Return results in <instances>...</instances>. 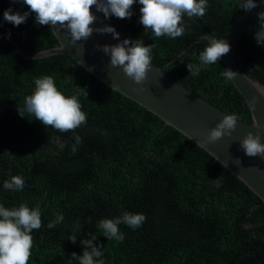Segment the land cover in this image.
<instances>
[{
    "label": "trees",
    "instance_id": "16d2710c",
    "mask_svg": "<svg viewBox=\"0 0 264 264\" xmlns=\"http://www.w3.org/2000/svg\"><path fill=\"white\" fill-rule=\"evenodd\" d=\"M140 7L133 5L130 19H104L123 40L151 45L152 65L224 113L251 122L244 100L221 76L220 61L203 67L197 77L186 67L199 64L208 43L204 36L222 39L246 13L239 0H208L205 16H185V33L175 39L146 33L138 22ZM8 8L28 11L21 3L0 0V18ZM258 27L257 17L238 39L234 58L264 87V45L254 38ZM16 28L24 53L57 46L49 27L37 25L34 14ZM14 41L13 27L0 22V204H26L41 212L44 226L31 234L29 264H69L73 252L83 254L81 240L92 236L94 244L103 245L105 264H264V204L242 182L71 58L25 60ZM45 75L53 76L67 96L81 88L78 100L87 123L75 133L45 128L34 117L19 115L17 108L34 90V78ZM76 134L83 143L73 153ZM17 175L25 180L23 190H5L4 181ZM123 212L142 213L146 220L136 230L119 225L123 242L108 240L98 222ZM55 214H63L64 221L48 229ZM77 223L80 228L74 232ZM73 235L76 243L69 240Z\"/></svg>",
    "mask_w": 264,
    "mask_h": 264
},
{
    "label": "clouds",
    "instance_id": "9594fccd",
    "mask_svg": "<svg viewBox=\"0 0 264 264\" xmlns=\"http://www.w3.org/2000/svg\"><path fill=\"white\" fill-rule=\"evenodd\" d=\"M12 3L26 5L28 11L13 12L8 8L3 12L4 21L14 26L26 22L29 15H35V23L39 26H54L65 29L70 36L69 43L75 45L78 41H87L93 33L112 34L114 39H119V33L114 27L104 26L93 28L97 17L91 9L95 7L97 12L103 14L105 19L116 17L118 19H130L133 15V5L139 4V23L144 27L145 32H150L153 37L161 38L167 36L175 39L185 33L184 18H202L208 8V0H11ZM264 3V0H260ZM239 7L244 12H251L259 7L258 0H239ZM258 30L254 38L258 45H264V11L257 13ZM9 33V37H10ZM207 46L199 53V64H187L186 67L193 77L199 76L203 67L214 65L221 58L230 52V44L225 39H217L214 36H204ZM94 47L110 57V65L122 69L126 77L137 84L143 83L152 66V46H145L142 40L132 41L124 39L115 45H100ZM235 51V49H234ZM237 73L230 68H225L221 76L226 82L234 81ZM34 90L30 95L25 96L23 107L17 108L19 115L23 118L34 117L45 128L61 132H73L87 123V115L81 110L82 105L78 100L81 88L77 87L75 95L67 96L58 89L55 79L51 75L34 78ZM258 87V86H257ZM87 96V93H85ZM264 96V90L261 91ZM257 98L249 101L251 108H254ZM238 117L235 114L225 115L223 119L210 130L208 142L213 143L225 135L231 136L236 129ZM259 129V124L253 125ZM72 152L78 150L83 143L82 138L76 134ZM240 148L248 157L264 159V143H261L259 132L253 135L249 132L240 142ZM227 167L226 164H224ZM25 180L21 176H12L10 180L3 183V188L8 191H22ZM56 219L47 224L48 229L54 228L64 221L63 214H55ZM146 216L142 213L123 212L115 219H101L98 222V229L108 240L123 242L124 234L120 231L119 225L123 224L136 230L141 227ZM41 212L38 208H30L26 204L19 207L6 208L0 204V264H29L34 246L33 230L43 227ZM74 232L78 231L80 225H73ZM76 243L73 235L69 239ZM96 236L91 239L81 240L84 251L82 255L75 252L71 254L72 261L78 264H105L102 247L93 243Z\"/></svg>",
    "mask_w": 264,
    "mask_h": 264
},
{
    "label": "water",
    "instance_id": "95a60500",
    "mask_svg": "<svg viewBox=\"0 0 264 264\" xmlns=\"http://www.w3.org/2000/svg\"><path fill=\"white\" fill-rule=\"evenodd\" d=\"M258 3L259 7L246 12L229 26L222 39L230 44V52L220 60L224 69L230 68L238 74L234 81L230 82L247 105L251 122L238 120L231 136L225 135L213 143H209L207 139L210 130L228 114L194 94L154 65L151 66L146 80L141 84L126 77L121 68L112 67L109 62L110 57L97 50L94 45L118 44L123 41L120 36L119 39H114L112 34L94 32L87 41H78L72 45L69 43L70 36L67 31L54 26L53 29H49L57 46L27 54L19 47V34L16 26L7 23L15 30L14 49L21 58L34 60L53 55L71 58L95 80L147 110L161 120L164 126L172 128L204 150L223 167L224 171L235 176L264 204V159L259 156H246L239 146V142L249 132L253 135L259 132L261 143H264V96L260 95L264 87L249 78L239 68L234 58V49L238 39L243 31L257 19V13L263 11L264 3L260 0ZM91 11L97 17L92 25L93 28L111 26L100 12L96 11L95 7ZM0 22L6 21L2 17ZM253 97L257 98V102L254 108H251L249 101ZM255 123L259 124V129L253 126Z\"/></svg>",
    "mask_w": 264,
    "mask_h": 264
}]
</instances>
